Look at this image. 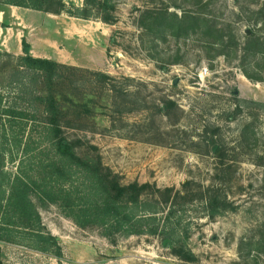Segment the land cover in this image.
Masks as SVG:
<instances>
[{"label": "rangeland", "instance_id": "obj_1", "mask_svg": "<svg viewBox=\"0 0 264 264\" xmlns=\"http://www.w3.org/2000/svg\"><path fill=\"white\" fill-rule=\"evenodd\" d=\"M110 2L113 26L93 18L83 23L81 32L73 24L58 38L47 35L50 48L62 53V65L79 69L71 76L62 74V85L55 90L62 96L60 103L71 108L62 111L63 133L78 144V154L83 152L80 143L95 147L103 166L122 185L149 184L179 192L187 229L183 246L193 261L176 257L160 237H116L111 243L98 228L79 229L57 206L35 202L43 226L64 251L61 263L2 243L0 263L264 264V55L244 51L250 36L264 47V0ZM64 3L67 8L83 6V0ZM184 12L216 24L224 34V47L212 45L204 27H186L179 36L157 25L148 29L155 14L179 18ZM1 26L9 27L7 21ZM14 59L3 60L0 91L7 102L33 115L27 120L35 149L29 157H37L47 151L38 145L46 116L36 98L48 97L49 90L15 68ZM89 72L107 75L110 86ZM85 106L92 109L89 117L83 113ZM18 125L6 137L9 154L16 159L6 165L11 173L21 159ZM211 138L224 151L222 162L210 151ZM209 196L219 205L213 219L204 206Z\"/></svg>", "mask_w": 264, "mask_h": 264}, {"label": "trees", "instance_id": "obj_2", "mask_svg": "<svg viewBox=\"0 0 264 264\" xmlns=\"http://www.w3.org/2000/svg\"><path fill=\"white\" fill-rule=\"evenodd\" d=\"M2 7H17L52 15L64 14L81 20L96 18L110 26L116 22L110 0H83L82 7L70 5L69 8L64 0H0ZM150 19L149 30L157 25L170 29L175 36L184 32L186 27H204L212 45L219 50L224 47V34L206 17L184 12L179 18L159 13ZM250 37L244 47L245 53L255 50L257 55H264L263 44L255 37ZM233 44L236 48L237 44ZM22 53V56L14 57L0 51V71L5 58H15V68L28 72L33 76V82L41 80L48 88V97L36 98L42 103L46 116L44 134L38 145L43 144L47 152L29 157L35 149L31 147L32 137L27 131V120L33 115L16 103L7 102L0 91V243L22 247L60 262L63 258L62 248L58 239L46 231L37 207V204L40 207L54 205L76 227L82 230L96 227L101 231V236L111 243L116 237H160L167 242L176 257L193 261V255L185 251L183 246L187 229L182 226L180 207L184 204L179 192L173 189L160 190L149 184L122 185L119 177L103 166L95 147L82 146L80 143L83 152L78 154V144L65 137L61 126L64 117L62 111L70 107L60 103L62 96L58 97L55 90L58 85H62L65 77L62 74L71 76L79 69L32 57L30 47L24 40ZM88 74L104 86H110L107 75ZM243 75L252 82V76L245 72ZM166 108L167 105L164 110ZM75 112L79 115L78 110ZM83 113L89 117L92 109L85 106ZM15 122L19 124L16 143L21 149V159L16 172L11 173L7 171L6 165L14 163L16 159L9 154L6 137L7 132L17 124ZM209 148L213 156L222 162L224 151L214 138L210 139ZM26 165L28 171L24 169ZM204 206L209 218L213 219L219 214V205L214 198L207 197Z\"/></svg>", "mask_w": 264, "mask_h": 264}, {"label": "crops", "instance_id": "obj_3", "mask_svg": "<svg viewBox=\"0 0 264 264\" xmlns=\"http://www.w3.org/2000/svg\"><path fill=\"white\" fill-rule=\"evenodd\" d=\"M6 21L9 27L4 29L1 24ZM87 21L64 14L52 15L17 7H2L0 8V51L14 57L22 56L24 40L30 47L32 57L61 63L62 53L60 49L55 51L50 48L47 35L51 33L58 38L66 31L65 28L74 25H76L75 30L81 32L83 23ZM62 253L64 257L63 249Z\"/></svg>", "mask_w": 264, "mask_h": 264}]
</instances>
